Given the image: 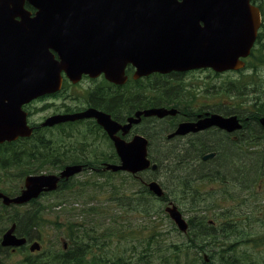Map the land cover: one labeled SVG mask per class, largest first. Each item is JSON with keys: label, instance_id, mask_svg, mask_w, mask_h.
I'll list each match as a JSON object with an SVG mask.
<instances>
[{"label": "rangeland", "instance_id": "obj_1", "mask_svg": "<svg viewBox=\"0 0 264 264\" xmlns=\"http://www.w3.org/2000/svg\"><path fill=\"white\" fill-rule=\"evenodd\" d=\"M262 3L264 7V0ZM257 55L264 56V47L259 48ZM255 65L257 66L255 77L260 79L259 91L255 93L250 91V86L247 89L242 87L244 85L248 87L247 84H249V74L246 69L243 71L244 74L224 75H215L204 70L185 73L177 79H169V77L157 79L150 76L138 79L137 82L125 83L117 87V90H112V95L120 93L123 98V94H135L142 88L145 91L142 94L144 98L135 101L137 96H131L127 100L135 105L134 109L148 108L149 103H155V106L159 107L182 105L187 102L195 108H198L197 105L207 104L204 109L209 106L212 109H226L228 108L226 105L231 103L230 106L236 107L241 115L248 111L247 108L253 109L255 99L259 98L261 102H264V63L259 62ZM154 79L156 81H153ZM84 80L66 81L61 91L55 96L33 101L27 107L30 121L40 123L54 113L73 112L75 109L85 107L87 106L84 96L87 91L85 88L106 85L97 77ZM166 81L169 82L166 84L171 87L170 89L161 87L160 83ZM186 99L188 101H185ZM170 101L179 104L169 105ZM129 106L130 104L127 109H130ZM185 109L189 110V107ZM125 112H128L126 107L122 108L121 113ZM82 121L84 120L73 125L66 124L60 128L38 130L34 135L35 139H28L24 143H16L6 149H0V191L12 196L22 188L26 175L54 174L62 168V165L71 162L82 161L92 165L99 164L101 160L114 162L113 156L105 159L99 156L110 152L108 145L100 135L93 138V134L90 135V133L97 130ZM172 122L164 118L152 117L143 120L135 129L138 134L155 140L150 144L149 157L159 166L156 172L146 171L138 178H134L126 173L95 174L85 170L72 178L68 184L65 183L61 189L42 194L36 201L25 204L24 207L11 206L3 209L0 203L2 215L0 238L5 229L12 222L17 221L16 219L24 211L32 210L31 215L40 218L39 228H34L28 234H25L26 227L23 228V226L15 228V231L26 236L29 244L38 242L41 245L39 252L30 253L26 246L12 253L13 255H9V251H6L8 249L0 246V263L25 264V260H34L37 264L40 260H45L47 264H51L53 256L63 249L62 245H71L72 236L68 226L73 224L71 228L74 230L78 225L84 228L95 227L96 234H101L103 229L112 231V234L100 242L104 244L102 250H106L108 257L113 259L123 257L122 260L125 263L131 261L132 264H146V262L157 264L159 258L156 255L149 256V250H154L151 247L152 244L144 245V236L140 232L143 229L141 226L143 219L138 214L128 211L126 206L118 204L115 199L122 195L126 198L133 196L143 187L141 181L151 178L164 188L167 199L177 206L185 220L192 219L195 225L196 215L202 214V217H205L202 221L211 229V235H214L210 238L206 236L210 243L205 245L203 248L205 251L201 252V256H206L208 264L214 262L213 260L217 259L219 254L225 255L221 250H233V255L238 257L242 264L248 262L264 264V159H259L264 157V144L252 143V140L264 142V132L257 129V133L252 140L250 139L252 144L247 142V138L235 141V147L239 149L240 155L233 161V169L225 179L215 177L216 171L212 172L211 177L207 175L195 177L200 173L191 175L186 180L187 182L190 180V189L186 190L180 182L183 175H179L181 171L168 174L164 170V165L168 166L166 159L170 158L169 150L184 143V141L167 140ZM54 126L57 125L51 127ZM40 137L47 143L34 153L38 160L31 161L33 155L29 150L33 149L30 146L40 142L41 139H36ZM10 148L13 150L8 153L7 150ZM163 159H165L164 162ZM109 175L111 179L106 181ZM113 191L114 195L111 194ZM164 207V203L155 201L153 204L155 211H162L160 218L156 216L155 221L162 226L163 240L167 244L163 250H168L169 253V250H172L171 242L180 243L187 240L186 237H180L172 230L170 221L163 211ZM194 232L195 230L192 229L191 234ZM80 243L77 241V244ZM95 253L101 252L95 251ZM210 255L213 256V260L208 259Z\"/></svg>", "mask_w": 264, "mask_h": 264}, {"label": "water", "instance_id": "obj_2", "mask_svg": "<svg viewBox=\"0 0 264 264\" xmlns=\"http://www.w3.org/2000/svg\"><path fill=\"white\" fill-rule=\"evenodd\" d=\"M25 1L38 10L33 18L23 7ZM256 17L249 0H0V144L31 134L21 107L57 91L62 71L72 82L82 74L96 77L103 73L106 80L122 85L128 64L136 68L135 77L198 67L226 70L239 56L248 54ZM141 114L162 118L174 111L150 109L138 112L129 122L138 123ZM85 117H94L114 143L121 163L107 164V169L133 174L156 169L146 159L147 140L137 135L124 143L114 137L120 126L104 113L88 110L59 115L42 125ZM233 120L215 115L197 127L229 129ZM261 123L264 126V118ZM189 127L192 125L181 124L174 134L182 135ZM128 128L125 125L124 132ZM80 170L81 166L72 165L59 176H27L18 196L0 193V199L4 205L26 203L43 191L56 189L60 178ZM148 188L157 197L163 194L156 182H150ZM165 212L186 232L187 224L175 206H167ZM14 229L12 225L2 235L1 246L25 244V238L16 237ZM39 248L33 243L30 251Z\"/></svg>", "mask_w": 264, "mask_h": 264}, {"label": "trees", "instance_id": "obj_3", "mask_svg": "<svg viewBox=\"0 0 264 264\" xmlns=\"http://www.w3.org/2000/svg\"><path fill=\"white\" fill-rule=\"evenodd\" d=\"M250 129L252 130V126H249V130ZM256 129H260V127ZM25 141L26 140H19L16 143H24ZM150 141L154 143L155 140L153 141V139H151ZM16 143H6L4 145H1L0 149H6ZM46 143L47 142H43V140L41 139L40 142H36V144L30 146V148L33 149L29 150V152H31L33 155L31 156V161L38 160L37 158H35L36 154L34 153H37V150H39L42 145L45 146ZM252 143L264 144V142L261 143L257 142L256 140H252ZM195 145L197 152L200 153L205 149H209L208 152H215V157L212 160L203 162L200 160V157L197 156V154L199 153H195L193 151L190 152L189 150L184 154L183 152L185 151V148L182 145H176L169 150V160L166 159L168 161L169 167L166 164L164 165V170L168 174L171 172L181 171L179 175H183L180 178V182H182V185L186 190L190 189V180L189 182H187L186 180L190 178L191 175L206 171H216V174H230L231 170L233 169V161L240 155L233 146L228 144L226 138H220L218 136L212 135L206 137L205 141H200ZM11 150L13 149L10 148L7 150V152L9 153ZM259 159L262 160L264 159V157ZM164 161L165 159H163V162ZM63 186L65 185H62V187ZM111 194L114 195V191L111 192ZM115 199L118 204L120 203L121 206H126L128 211H132L136 215L138 214L143 219L141 221V226L143 227V229H141L140 232L144 236V245L150 246L152 244L151 247L154 250H149V256L156 255L159 258V262L157 264H208L206 256H201V252H204V246L210 243L207 241L206 236L210 238L214 235H211V229H209V226L207 224L206 225L208 227H206L205 222L202 221L203 219H205V217H202V214L196 215L197 223L195 225H193L192 219L188 221L189 229L185 235H180L175 227L171 224V222H169L172 230L175 231L176 234H179L180 237H186L187 241L180 243L171 242L172 250H169L168 253V250H163V248L166 247L167 244L163 240L162 226H160V224H157L158 222L155 221V217L157 216L158 218H160L159 216L162 212L161 210L155 211L153 209V204L155 203V201L160 203L159 199H156L151 194H149L148 190L144 186L133 196H128V198H126V196L122 195L118 199L117 197ZM165 199H167L166 196L162 201H166ZM1 208L5 209V207L3 206ZM31 211H24V213H22L21 216L16 219L17 221H14L16 223L17 229L19 228V226H23V228L26 227L25 234H28L34 228L38 229L40 225L39 216L36 217L34 215H31L33 214ZM0 217H2L1 214ZM110 217L113 219L112 215H110ZM72 225L73 224H69L68 226L70 236H72V238L70 239L71 245H68L65 249H62L60 252L56 253L51 260V264H132L131 261L125 263L122 260L123 257H116L115 259H113L112 257H108L106 254V250H102L104 244L100 242L107 238L108 235L112 234V231L103 229L104 231L102 233L100 232L101 234H96L97 229L95 227L84 228L81 227V225H78L76 227V230H74V228H71ZM95 226L99 227L100 225ZM192 229L195 230L193 234H191ZM75 231L77 233H75ZM190 235H192V237H190ZM76 240L80 241L81 243L77 244ZM94 250L101 253L96 254ZM221 251L222 253H225V255L219 254V257L215 260H213V256L210 255L208 259H212L214 262H210L209 264H242L239 258L233 255V250ZM147 259L149 260L148 257ZM25 264H36V262L34 260H25ZM37 264H47V261L40 260ZM146 264H149V262H146ZM246 264L250 263L248 262Z\"/></svg>", "mask_w": 264, "mask_h": 264}, {"label": "flooded vegetation", "instance_id": "obj_4", "mask_svg": "<svg viewBox=\"0 0 264 264\" xmlns=\"http://www.w3.org/2000/svg\"><path fill=\"white\" fill-rule=\"evenodd\" d=\"M263 0H251V3L256 6L259 10V15H260V23H259V27L257 29V34L255 37V40L253 42V45L250 49L249 55L245 58L242 59L244 62L243 68L242 69H237V70H231V71H226L223 73H215L210 69H205L208 72H210L211 74H215V75H224V74H244V70L247 69V73L249 74V81L247 84L248 87H244L245 89L251 88V92H258L259 88H260V79L256 78V73H257V66L255 64H258L259 62H263L264 63V56L261 55H257V52L259 51V48L264 47V7L262 6ZM132 71V72H131ZM200 71H204L203 69H197V70H193L190 72H186V73H193V72H200ZM131 72V73H130ZM125 74L127 76V83L131 82L132 79V75H133V68L128 66ZM182 74L184 73H180V72H171L168 73L166 75H158L160 76V79H164V77H169V79L174 78L177 79L178 77L182 76ZM91 79L90 77L87 76H83L81 80L84 79ZM159 78V77H158ZM99 80H101V82L106 83V85L104 86H100V87H88L85 88L86 93H84L85 96V100L87 102V106L82 107L80 109H75L73 112H67V111H62L60 113H54V114H66V113H81L83 111H86L87 109L89 110H95V111H101L103 113H105L106 115H109L111 118V120L113 122H115V124L119 125L120 128L118 129V131L115 133L114 137L118 138L119 140L123 141L124 143H128L132 140V138L135 135H138L137 132H135V129L142 123L143 120L146 119H151L152 117H144L143 114L140 115L139 117V123L137 125H134V123L129 122L130 118H134L135 115L138 112H143L146 110H149L151 108V106H155V103H149V107L148 108H135V105H133V103L127 102L128 99L131 98V95H127V94H123V98L121 96L120 93H116L115 96L112 95V90H117L116 86H113L112 84L106 82L102 76H99L98 78ZM236 80V79H235ZM64 79H63V83H64ZM85 81V80H84ZM139 81V80H137ZM137 81H133V82H137ZM237 81V80H236ZM132 82V83H133ZM167 82V81H166ZM169 83V82H168ZM230 83H234V82H230ZM239 83V82H238ZM141 92V93H140ZM140 95L135 94V96L137 95V99H134L135 101H138L143 97V90L142 88H140ZM120 94V95H119ZM178 94V93H177ZM170 95V94H167ZM53 96V95H52ZM117 96V97H116ZM115 99V100H113ZM256 102L253 106V109L251 110V107L247 108V112L243 113V114H239L238 109L236 107H234L233 105L230 106L231 103H229V105H226L228 108L226 109H221V108H216V109H212L211 106L207 107V109H204V107L207 106V104H201V105H197L198 108H195L194 106H191V103H185V104H180V105H170V104H179L175 101H170L169 105L170 106H163V107H172V109H174L175 113L173 115H169L166 116L165 119L166 120H171L173 121L171 126H170V132L169 134H172L173 137L171 139V142L173 141H179L182 142L184 141V143H182L181 145L185 148V151L183 152L185 154V152H188L190 150L195 152V153H199L197 152L196 149V145L198 144V142L200 141H205L206 137L209 136H218L220 138H226L227 142L229 145H233V147L239 151V149H237L235 147V141L238 140H245L246 138L248 139V143H251L252 137L254 136L255 133H257V129L258 127H260V130H262L264 132V127L261 125V120L264 118V102H261L259 100V98L255 99ZM113 101V103H112ZM185 101H188V99H186ZM130 104V109H127L128 105ZM30 104H27L24 108L27 110V124L29 125V127L33 128V133L35 131H38L39 128V122H31L30 121V114H29V110H28V106ZM147 106V105H144ZM128 112H125L124 114H122V108H125ZM185 107H189V110H186ZM240 111V110H239ZM213 115H218L221 116L223 118H232L234 117L235 120L232 121V123L229 125V129H223L220 128L218 126H209L206 127L204 129H199L196 124H198L200 121L205 120L210 118ZM82 122H85L86 124H88L89 126H92L94 129H96L97 131H94L92 133H90V135L93 134V138H95V136H102L104 138V141L106 142V144L108 145V148L110 150V152L108 154H101L99 155L102 159L108 158L113 156L115 159V162L118 163V157L117 154L115 152L114 149V145L113 142L111 141V138L109 137L107 131L103 128V126H101L100 124L97 123V121L93 118L88 119V120H84ZM184 123H188L191 124L192 127H189V131L180 136V135H175L174 133H177L178 127L181 124ZM125 125H129V128L127 129L126 132H124L123 127ZM61 126L64 125H57L54 127H50V128H43V129H54V128H60ZM249 126H252V130H249ZM255 129V130H254ZM99 133L94 134V133ZM247 133H250L249 135H247ZM264 135V134H263ZM251 139V140H250ZM170 141V140H169ZM100 142V141H98ZM202 150V149H201ZM209 149H205L204 151L200 152L199 154H197L198 157L202 158L203 155L207 154V153H213V152H208ZM182 153V154H183ZM215 155V152L213 153V157ZM187 156V154H186ZM108 162H105L104 160L100 161L99 164L97 165H92L86 162H76L74 164H79L82 165V172L83 173L85 170L91 171L93 173H103L105 174L107 171L105 165ZM73 165V164H71ZM65 166V165H64ZM63 166V167H64ZM61 170V169H60ZM60 170L56 173L58 174L60 172ZM76 176V175H75ZM73 177H68L67 179H62L61 184L67 183L69 182Z\"/></svg>", "mask_w": 264, "mask_h": 264}, {"label": "bare ground", "instance_id": "obj_5", "mask_svg": "<svg viewBox=\"0 0 264 264\" xmlns=\"http://www.w3.org/2000/svg\"><path fill=\"white\" fill-rule=\"evenodd\" d=\"M165 168V167H164ZM172 169V168H171Z\"/></svg>", "mask_w": 264, "mask_h": 264}]
</instances>
